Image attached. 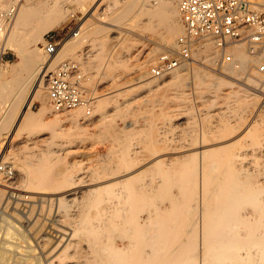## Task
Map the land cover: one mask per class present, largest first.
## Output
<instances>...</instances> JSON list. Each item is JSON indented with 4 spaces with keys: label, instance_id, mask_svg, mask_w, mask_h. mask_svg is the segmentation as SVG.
Returning <instances> with one entry per match:
<instances>
[{
    "label": "rangeland",
    "instance_id": "374dc122",
    "mask_svg": "<svg viewBox=\"0 0 264 264\" xmlns=\"http://www.w3.org/2000/svg\"><path fill=\"white\" fill-rule=\"evenodd\" d=\"M22 1L0 0V15L9 5L16 6L18 2L20 5ZM67 1L71 3L74 0ZM100 1L84 0V9L71 12L49 31L59 38L57 50L68 45L62 48L64 51L60 50V59L54 63L50 72L61 61L73 60L81 62L86 74L84 86L92 98L91 115L86 117L80 109L81 125L71 126L66 121L71 112L55 113L46 103L49 112L46 120L54 118L61 121V125L54 130L38 126L36 113L41 102L33 97L34 84L27 85V80L40 63L50 60L42 51V57L36 59L29 69L12 70L15 63L21 62L22 53H32L37 46L40 47L43 35H34L28 26L14 28L9 32L7 45L0 47V163L8 162L14 170L12 178L0 180V188L4 187L1 184L11 182L10 186L15 187L18 193L29 195L27 202H23L26 214L15 210L13 206H8L6 212L12 215V219L22 230L28 232L25 231L30 245L35 247L38 235L43 233L54 240L56 229L69 226L65 212H60L56 205H51L47 200H39L54 196L41 185H36L34 176L28 174L31 170L29 163L39 160L42 155L47 156L48 158H44L49 162L57 163L55 168L59 171L67 166L71 174L75 175L74 179L80 188V180L92 178L100 165L120 162L123 152L128 153L127 159L130 161L147 163L152 161L154 150H160L159 154L163 157L171 154L173 158H177L202 147L229 144L230 154L238 158L235 163L241 172L242 181L247 178L258 188H264V73L257 69L261 60L259 56L264 58V46L256 54H251L244 41L234 42L232 44L244 45L249 61H237L238 68L228 65L218 67L214 61L207 62L205 58L197 56L202 51L200 44L208 40L200 41L191 45V58L177 69V79L171 81L170 73L159 77V85L151 87L146 83L145 77L140 76L138 64L147 58L150 48H158L153 61L145 67V72H148V67L161 53L179 50L182 46L180 42L184 40H173V43L178 42V48L163 46L158 36L159 33H166L165 30L159 28L158 34L152 35L136 25L147 18L145 9H138L133 15L120 18L114 23L111 19L114 13L106 9V4L113 0H103L99 5ZM124 1L126 0L121 2ZM155 1L140 0V3L154 5ZM250 1L264 14V0ZM176 19L182 25L178 13ZM11 23L12 20L5 23L0 16V28L3 29L0 31V46ZM73 32H78V35L67 44ZM232 56L236 59L235 55ZM148 74L146 78H155ZM19 90H22L21 94L17 93ZM235 92L247 97H235ZM24 97L30 98L23 106L21 104ZM12 99L16 100V106L10 108ZM96 99H100L99 108L94 106ZM25 106L28 108L23 114ZM235 127L237 130L229 135L227 131L236 129ZM247 127H250L249 131L256 128L260 131L258 139L254 140L256 144L245 133ZM84 169L89 171V175L83 173ZM173 190L178 195V189ZM263 192L264 190L260 194ZM3 195L6 196L5 191ZM168 204L165 201L162 206ZM195 204L196 202L192 207L195 210H190L189 215L193 217L195 214L196 221L202 217V209L196 210L199 207ZM256 210L258 209L253 211L246 208L245 216L257 221L256 217L259 215H256ZM141 215L146 217V214ZM196 225L197 230L194 226L188 228V233H191L190 241L196 242V263L205 259L206 264H210L212 256L205 253L203 228ZM4 231L5 229L0 228V243L9 239ZM256 233L258 234L257 230ZM14 235L10 236L13 238L10 241H15ZM21 243L22 248L28 246L27 242ZM145 248L149 249L148 246ZM68 251L70 254L71 251ZM36 252L38 255V251ZM70 256L72 257L68 258V263L79 264V259L74 254L71 253ZM258 263L264 261L258 260Z\"/></svg>",
    "mask_w": 264,
    "mask_h": 264
},
{
    "label": "bare ground",
    "instance_id": "6f19581e",
    "mask_svg": "<svg viewBox=\"0 0 264 264\" xmlns=\"http://www.w3.org/2000/svg\"><path fill=\"white\" fill-rule=\"evenodd\" d=\"M121 1L113 0L106 4V9L114 13L111 15L114 23L120 18L133 15L138 9H145L147 18L136 24L142 31L154 35L158 34L159 28L165 30L166 33H159V42L171 48H178L179 44L177 41L173 43L174 39L185 41V30L176 19L178 0H156L154 5L141 4L140 0ZM18 5L19 2L16 3L17 11L15 10V16L11 18L12 23L3 38L1 48L7 45L10 30L28 26L34 35L44 36L68 14L85 6L84 0H74L71 3L67 0H23ZM0 31L3 29L0 28ZM77 35L78 32L72 33L66 43H71ZM200 46L202 51L197 56L213 62L218 52L215 44L208 40ZM62 48L52 56L45 54L50 60L40 63L27 80V85L34 84L33 97L41 102L36 113L38 126L52 130L61 125V121L54 118L46 120L49 112L46 109L48 101L44 88L50 69L60 59ZM158 50L155 47L150 48L147 58L138 64L140 76L145 77L146 83L151 87L159 85L158 77L146 78L148 72H145V67L153 61ZM41 51V47L37 46L32 53H22L21 62L15 63L12 70L29 69L36 59L42 57ZM226 51L235 55L237 60H234L239 63H244L249 58L242 43L229 44ZM177 69L171 72V81L178 78ZM21 91L17 93L21 94ZM234 95L247 97L239 92ZM15 101H11L10 108L16 106ZM96 101L94 106L99 108L100 99ZM67 112H71L66 120L71 126L81 125L80 109ZM236 130L237 128L230 129L227 132L232 135ZM249 130L250 127H247L245 133L254 142L260 131L257 128ZM159 151L154 150L152 161L144 162L145 164L128 160V153L123 152L120 162L100 165L92 178L80 180V188L74 179L75 175L71 174L67 166L59 171L55 168L58 164L49 162L45 155L34 163H29L31 170L28 174L34 176L35 184L49 190V194L54 196L39 200H47L51 205H56L60 212H65L69 226L56 229L54 240L42 233L37 237L39 240L36 247L30 245L26 230H22L14 222L12 215L6 212L8 206H13L15 210L26 214L23 202H27L29 195L18 193L15 187L10 186L11 182L7 185L1 184L4 187L0 188V228L5 229L4 234L9 239L6 237L7 241L2 240L0 243V264H70L68 258L72 257L71 253L79 259V264H198L195 260L196 242L190 241L191 233H188L190 226L198 229L196 224L203 228L205 253L212 256L210 264H259L258 260L264 261V242L260 241L261 237L258 238L256 233L260 223L257 225L258 220L254 221L248 215L245 216L246 208L253 211L259 208L260 192L264 188H258L247 178L242 181L241 172L235 163L238 158L230 154L229 144L202 147L177 158H173L171 154L163 157ZM88 172L85 169L83 171L86 175H89ZM174 188L178 189V195ZM4 191L6 196L3 195ZM2 196L5 197L3 201ZM165 201L169 204L163 207ZM194 202L199 207L196 210L202 209V217L196 221L195 214L193 217L189 215L190 210H195ZM141 214H146V217ZM13 234L15 241H10ZM21 241L27 242L28 246L22 248ZM68 250L71 251L70 254L67 253ZM199 264H206V260Z\"/></svg>",
    "mask_w": 264,
    "mask_h": 264
},
{
    "label": "built area",
    "instance_id": "2783aa9c",
    "mask_svg": "<svg viewBox=\"0 0 264 264\" xmlns=\"http://www.w3.org/2000/svg\"><path fill=\"white\" fill-rule=\"evenodd\" d=\"M16 10L9 6L1 13L5 23H9ZM178 15L185 30V41L179 50L161 53L148 67L153 77H162L181 67L191 58V45L203 40L212 41L219 55L214 64L218 67L230 65L238 68L233 56L227 53L229 44L244 41L248 51L256 54L264 46V14L250 0H179ZM75 34V32H73ZM59 38L55 33L44 34L40 47L44 54L52 56L57 52ZM257 69L264 73V58H260ZM86 74L81 62L63 60L49 72L45 80L48 104L55 113L82 109L84 115H91L92 98L84 83ZM14 170L10 163H0V180L10 179Z\"/></svg>",
    "mask_w": 264,
    "mask_h": 264
},
{
    "label": "crops",
    "instance_id": "0c3cea01",
    "mask_svg": "<svg viewBox=\"0 0 264 264\" xmlns=\"http://www.w3.org/2000/svg\"><path fill=\"white\" fill-rule=\"evenodd\" d=\"M29 99V98H28ZM26 97H24L23 98V101H22V104L21 105H23L24 106V103L26 102L27 103V101H29ZM12 100H14V99H12ZM27 105V104H26ZM26 108H28V107H24V111H23V114L26 112ZM264 181V180H263ZM262 198V199H261ZM260 199H261V205L259 206V208H257L258 209V212H257V214H259V216H258V223H257V225H258V227L259 228H257V231H259L258 232V238H260L261 237V239H260V241H262V242H264V223H263V221H264V213H262L263 211H264V205H262V203H264L263 201H264V193L263 194H261V197H260ZM263 208L262 210L263 211H261V208ZM260 220L262 221V222H260ZM263 225V226H262ZM261 226V227H260ZM263 228V229H262ZM261 231V232H260ZM262 233V234H261ZM263 238V239H262Z\"/></svg>",
    "mask_w": 264,
    "mask_h": 264
}]
</instances>
